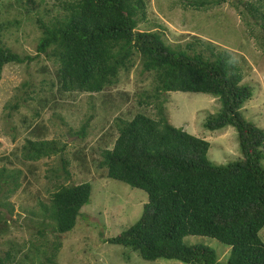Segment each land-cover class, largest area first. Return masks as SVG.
Here are the masks:
<instances>
[{
	"label": "trees",
	"instance_id": "obj_1",
	"mask_svg": "<svg viewBox=\"0 0 264 264\" xmlns=\"http://www.w3.org/2000/svg\"><path fill=\"white\" fill-rule=\"evenodd\" d=\"M54 1L51 8L46 7L41 16L35 17L41 33L35 55H22L7 44L10 26H19L20 21L6 20L0 8V80L7 64L29 65L40 55L56 66L63 93H103L118 84L121 71H130L136 57H140L142 71L152 75V93L145 95L142 104H152L156 115L139 112L131 119L117 117L114 142L98 148L95 165L105 172V177L142 189L148 195L139 219L106 241L137 251L146 260L264 264V241L259 234L264 227V130L242 112L253 88L241 83L238 61L228 51L198 36L181 47L166 43L159 30H138L141 22H148L147 0ZM260 1L233 0L231 4L240 14L248 13L262 30L264 12L256 5ZM192 2L201 8L221 5L226 0ZM40 91L42 87L37 91L30 80L21 83L13 99L4 105V118L12 121L22 106L40 96ZM174 91L217 97L221 108L208 116L204 126L210 130L234 126L242 158L215 164L208 158L209 141L170 122L165 103ZM91 118L79 129L70 130L71 136L84 140ZM67 148V141L59 139L27 138L22 145L21 159L26 162L35 164L59 157L61 167L47 169L55 174L49 179L53 181L61 173L65 181H56L52 187L49 184V202L40 203L39 214L30 212L41 218V225H33L38 238L18 246L10 244L0 256V264H36L39 258L59 264L54 258L62 246L60 237L76 226L92 193L89 181L66 183L72 179L70 162L65 157ZM84 155L76 156L87 170ZM22 174L18 168L0 169V237L8 230L10 220L6 216L14 211L9 199L19 189ZM45 220L50 221L48 226ZM47 230L57 234L50 240ZM187 236L217 240L230 247L228 258L222 262L211 247L186 244Z\"/></svg>",
	"mask_w": 264,
	"mask_h": 264
},
{
	"label": "rangeland",
	"instance_id": "obj_2",
	"mask_svg": "<svg viewBox=\"0 0 264 264\" xmlns=\"http://www.w3.org/2000/svg\"><path fill=\"white\" fill-rule=\"evenodd\" d=\"M192 1L147 0L148 22H141L138 30H159L166 43L181 47L198 36L213 42L218 49L228 51L241 67V83L253 88V95L244 103L242 112L249 121L264 130V29L254 24L248 13L240 14L231 4L233 0L201 8L193 6ZM54 2L3 0L0 6L2 16L6 20L20 21L19 26H10L6 34V42L14 51L22 55L37 53L41 33L35 17L41 16ZM256 5L264 12L263 0ZM142 70L140 57H136L129 72L121 71L118 84L103 93L88 94L63 93L56 66L43 55L29 65L10 63L4 67L0 80V169L18 168L23 174L19 189L9 199L14 211L6 216L10 221L8 230L0 237V256L10 244L18 246V243L38 238L33 225H37L41 218L32 216L30 212L33 210L39 214L40 203L49 202L50 195L46 191L49 184L52 187L56 181H65L61 173L53 181L49 179L55 174L47 169L60 166L59 157L45 158L35 164L21 159V147L27 138H44L68 143L65 157L70 162L72 179L66 183L89 181L92 185L90 202L82 207L76 226L60 237L62 246L54 258L57 263L182 264L167 258L146 260L137 251L106 241L133 225L148 202L144 190L105 177V172L95 165L99 146L102 148L107 143L111 146L118 135L117 117L131 119L139 112L156 115L157 110L152 104H142L145 95L151 94L153 89L152 75ZM26 80L32 81L37 91L41 87L43 91L35 100L22 106L12 121H8L4 118V105L13 99L16 88ZM165 106L169 120L175 126L209 141L208 158L213 163L227 164L242 158L234 126L219 130L204 126L208 116L218 113L221 108L217 97L202 92L174 91L168 94ZM90 116L87 137L81 141L77 136H71L70 130L79 129ZM262 148L264 151V146ZM81 149L83 153H80ZM76 155L85 156L87 170L83 169ZM2 210L6 209L3 207ZM48 222L44 221L47 226ZM54 233L47 230V237L51 240L57 234ZM259 234L264 241V227ZM184 242L211 247L222 262L229 256L230 247L212 238L187 236ZM39 259L40 263L36 264H49L43 258Z\"/></svg>",
	"mask_w": 264,
	"mask_h": 264
}]
</instances>
